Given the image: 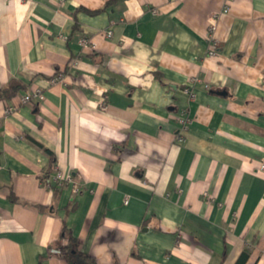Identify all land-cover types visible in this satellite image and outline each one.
Listing matches in <instances>:
<instances>
[{
	"label": "crops",
	"instance_id": "crops-1",
	"mask_svg": "<svg viewBox=\"0 0 264 264\" xmlns=\"http://www.w3.org/2000/svg\"><path fill=\"white\" fill-rule=\"evenodd\" d=\"M111 1L0 0V264H264V0Z\"/></svg>",
	"mask_w": 264,
	"mask_h": 264
},
{
	"label": "trees",
	"instance_id": "trees-1",
	"mask_svg": "<svg viewBox=\"0 0 264 264\" xmlns=\"http://www.w3.org/2000/svg\"><path fill=\"white\" fill-rule=\"evenodd\" d=\"M120 0H112L108 5H112ZM19 91H26L25 85H23L21 82H18L16 80H13L10 82V84L2 89H0V100H10L13 98ZM33 142L41 147L44 148L40 143L33 140ZM45 149V148H44ZM45 151L50 155V165L49 168L45 171L42 179L43 181L47 182L49 179V174L51 173L52 166L55 164V158L52 152L45 149ZM40 209L43 210L44 208L40 206ZM66 240L67 244L60 245L63 251V255L65 259L67 260L68 264H95V261L93 258L85 254L77 241V239L69 232L66 226L63 227V231L61 234V241ZM249 258V252L246 250L243 252L236 264H246L247 260Z\"/></svg>",
	"mask_w": 264,
	"mask_h": 264
},
{
	"label": "built area",
	"instance_id": "built-area-1",
	"mask_svg": "<svg viewBox=\"0 0 264 264\" xmlns=\"http://www.w3.org/2000/svg\"><path fill=\"white\" fill-rule=\"evenodd\" d=\"M228 2H230V0H228ZM228 10V4L227 6H225L224 12H227ZM154 13H157L156 10L153 11ZM215 26H216V17L214 18L211 27H210V35L211 37H213V32L215 30ZM112 32L109 30L106 33L107 37H111ZM81 43L83 46H87L89 44V40H87L86 38H83L81 40ZM215 45L212 47V49L209 52V55H215L216 51H215ZM186 92L189 95H192V92L189 88L186 89ZM43 91L41 90H35L33 93L31 94H25L23 97V103L24 104H30L33 103L36 100H42L43 99ZM15 110L14 107H9L6 110L7 114H11L13 111ZM178 121L181 125L180 130L177 133V140L181 143L185 142L186 140V132L189 129V125H190V120L188 118H185V116L182 117H178ZM264 171V158L261 159L260 162V166H259V172H263ZM55 180L59 183V184H65V183H72L73 182V178L71 174H64L63 172L57 170L55 173ZM50 182L47 181V184H49ZM0 222H1V218H0Z\"/></svg>",
	"mask_w": 264,
	"mask_h": 264
}]
</instances>
